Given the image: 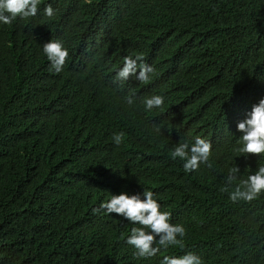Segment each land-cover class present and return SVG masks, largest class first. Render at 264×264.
Listing matches in <instances>:
<instances>
[{
    "label": "trees",
    "instance_id": "trees-1",
    "mask_svg": "<svg viewBox=\"0 0 264 264\" xmlns=\"http://www.w3.org/2000/svg\"><path fill=\"white\" fill-rule=\"evenodd\" d=\"M53 39L69 51L60 73L43 52ZM158 41L186 65L183 85L114 82L123 57ZM151 95L180 109L146 111ZM261 99L264 0H41L36 16L0 23V264H160L189 251L203 264H264V202L240 217L221 191L230 167L243 180L264 162L247 168L236 129ZM196 136L214 144L212 167L185 173L170 153ZM145 189L186 228L183 248L137 258L126 241L139 225L94 211Z\"/></svg>",
    "mask_w": 264,
    "mask_h": 264
},
{
    "label": "clouds",
    "instance_id": "clouds-1",
    "mask_svg": "<svg viewBox=\"0 0 264 264\" xmlns=\"http://www.w3.org/2000/svg\"><path fill=\"white\" fill-rule=\"evenodd\" d=\"M40 3L41 0H0V23L11 25L17 18L34 17L38 13ZM44 14L49 18L54 17L55 10L51 4L44 8ZM211 32L212 29L205 33H197V36L211 37ZM43 52L51 62L52 70L56 73L63 71L69 59V51L60 40L53 39L44 43ZM123 59V66L114 80L119 82L121 87L124 83L132 84L137 88H153L170 82L183 85L187 76L186 65L162 41L138 48ZM221 68L229 69L228 61ZM229 77H231L230 69L225 73V79ZM215 79L217 86L220 82L216 76ZM163 87L168 91L167 86ZM133 96L134 93L130 92L126 97L129 105L134 103ZM142 103L146 111L161 108V115L165 117L180 109L177 101H172L170 97L166 98L163 95L145 97ZM154 127L156 132L161 131L160 127ZM236 129L241 133L240 142L243 145L238 152L243 157H248V168L252 163V156H264V99L253 105L244 119L241 117L237 121ZM124 135L123 132L113 135L112 139L116 145L123 142ZM212 151H214L212 142L196 136L194 142L178 143L170 155L173 160L179 158L183 161V170L185 173H190L196 172L202 165L211 168L212 164L209 161ZM240 172L238 165L230 167L221 191L228 192L231 202L242 204L238 216H256L258 213L253 204L257 201L264 202V196H262L264 195V162L249 173L246 179L240 180ZM232 187L234 190H230ZM101 209L106 210L108 214H116L132 224L139 225L132 228L131 235L126 241L135 249L134 256L137 258L156 257L162 248L169 246L184 247L183 238L187 234L186 228L183 224L170 222L171 213L161 211V205L155 198V193L150 190L145 189L143 193L136 194L128 192L113 194L110 200L103 202L94 211L99 212ZM160 264H203V260L198 254L189 251L179 257L164 256Z\"/></svg>",
    "mask_w": 264,
    "mask_h": 264
}]
</instances>
